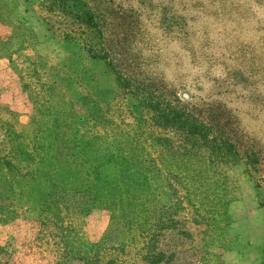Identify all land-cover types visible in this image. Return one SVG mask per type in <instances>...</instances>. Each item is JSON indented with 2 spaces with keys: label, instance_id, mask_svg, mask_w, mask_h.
<instances>
[{
  "label": "rangeland",
  "instance_id": "obj_1",
  "mask_svg": "<svg viewBox=\"0 0 264 264\" xmlns=\"http://www.w3.org/2000/svg\"><path fill=\"white\" fill-rule=\"evenodd\" d=\"M48 1L0 0V116L29 133L55 130L51 120L62 119L59 129L81 143L117 148L144 109L104 60L91 57L105 54L135 83L219 123L239 152L236 164L208 160L206 152L189 154L182 171L175 160L167 168L157 163L149 175L154 214L167 211L178 220L157 238L156 250L172 255L159 264H261L264 0H84L97 22L92 27L48 8ZM10 34L16 38L7 47ZM106 118L115 124L106 128ZM108 224L109 213L94 209L74 234L97 243L106 232L117 242L98 264H145V234L108 232ZM38 230L33 209L0 224V245L13 250L9 264L56 262L59 234L39 242Z\"/></svg>",
  "mask_w": 264,
  "mask_h": 264
},
{
  "label": "trees",
  "instance_id": "obj_2",
  "mask_svg": "<svg viewBox=\"0 0 264 264\" xmlns=\"http://www.w3.org/2000/svg\"><path fill=\"white\" fill-rule=\"evenodd\" d=\"M45 6L60 9L88 27L97 24L84 0H51ZM4 24L12 33L17 31L18 27L11 21ZM15 38L10 34L2 44L8 47ZM91 57L105 61L117 85L130 92L144 112H136L131 128L122 135V143L111 150L99 145L87 146L65 129L60 130V126H66L62 119L51 120L56 124L55 130L45 131L41 126L37 133H29L18 132L13 122L0 116V224L33 209L39 242L46 235L59 234L57 246L62 245L56 249L58 257L53 264H71L74 259L98 264L100 253L117 242L113 243L111 237L106 239L105 232L100 242L86 243L74 230L83 225L84 217L92 210L101 209L109 213L108 232L121 227L137 228L145 234L147 251L142 257L145 264L167 262L172 255L156 250L157 238L178 220L167 211L154 214L149 175L157 163L167 168L171 160L182 171L183 160L189 154L202 152H206L208 160L236 164L239 152L219 123L204 121L181 105L174 95L135 83L105 54ZM30 122L38 126L40 123L32 117ZM105 123L107 128L115 121L106 118ZM76 180L84 183L76 185ZM12 252L9 245H0V264H9ZM107 264L112 261L108 260Z\"/></svg>",
  "mask_w": 264,
  "mask_h": 264
}]
</instances>
